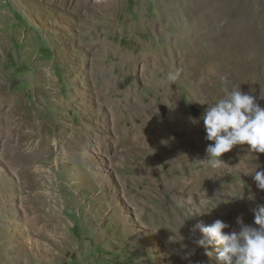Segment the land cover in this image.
I'll return each instance as SVG.
<instances>
[{
	"label": "rangeland",
	"instance_id": "rangeland-1",
	"mask_svg": "<svg viewBox=\"0 0 264 264\" xmlns=\"http://www.w3.org/2000/svg\"><path fill=\"white\" fill-rule=\"evenodd\" d=\"M91 2L0 0V264H217L191 230L255 226L264 190L244 173L264 153L194 189L212 143L199 102L227 76L264 107V0Z\"/></svg>",
	"mask_w": 264,
	"mask_h": 264
},
{
	"label": "clouds",
	"instance_id": "clouds-1",
	"mask_svg": "<svg viewBox=\"0 0 264 264\" xmlns=\"http://www.w3.org/2000/svg\"><path fill=\"white\" fill-rule=\"evenodd\" d=\"M170 79L174 80L176 76L172 75ZM220 80L224 85L220 97L212 103L207 100L199 102L207 105L200 119L203 121L206 133L204 139L212 143L205 149V158L198 161L211 167L223 164L221 156L232 150L234 146L247 145L252 155L264 153V107L256 102L255 96L241 92L239 86H228L227 76L220 77ZM260 99H264V96L260 95ZM258 167L257 165L251 173L244 174L252 175L256 187L264 190V170L257 171ZM204 206L209 210L200 214H210L218 204L211 207L209 201ZM252 211L255 226L245 225L242 218L237 217L239 231L224 232L223 230L229 225L220 219L214 220L208 226L197 222L191 230L193 233L198 230L202 234L201 239L194 241L196 246L205 248V255L209 256L211 255V252L207 251L209 247L222 246V250L217 255V264H264V204L257 205ZM191 215L192 213L186 219ZM182 239L183 237L180 236L179 240ZM191 254V252L187 253L185 259Z\"/></svg>",
	"mask_w": 264,
	"mask_h": 264
},
{
	"label": "bare ground",
	"instance_id": "bare-ground-1",
	"mask_svg": "<svg viewBox=\"0 0 264 264\" xmlns=\"http://www.w3.org/2000/svg\"><path fill=\"white\" fill-rule=\"evenodd\" d=\"M80 1H81V4L85 6V8H89V7L93 6L91 0H79V3H80ZM242 25H243L242 27L238 28V30L236 31V34L239 35L241 40H243L245 42L246 39H244V36L248 37V35L253 34L254 28L256 26H254L252 24L249 25V23H244ZM253 59H254V57H252V59H250V60H253ZM147 127H148L149 131H151L153 133L156 131V128L153 126L152 123H150ZM148 139H149V137L147 135H145L144 133H139V134L137 133L136 135H133L131 137V141L128 142L127 144L128 145L131 144L133 146H135L138 142H139V144L140 143L141 144H145V143H147ZM238 149H241L238 152V154H236L234 157L229 159L227 162L223 161V164H221L218 167L207 166V167H205L204 170L199 171L197 173V178L196 179L193 176L192 179H195V180H193V182L195 183L193 188L194 189L197 188V184H201L202 185V181H204V179L206 177H208L209 175L214 174V173L222 172V171H224V170H226L228 168H234V169L238 168V169H240V170L245 172L251 166V162H253L255 160L258 161L259 158H260V156L258 154H256V155L253 154V155H255L257 157L255 159L254 156L249 153L248 149L245 148L244 145L243 146H239Z\"/></svg>",
	"mask_w": 264,
	"mask_h": 264
},
{
	"label": "water",
	"instance_id": "water-1",
	"mask_svg": "<svg viewBox=\"0 0 264 264\" xmlns=\"http://www.w3.org/2000/svg\"><path fill=\"white\" fill-rule=\"evenodd\" d=\"M159 110H160L161 114L163 116H165V114H166V106H160L159 107ZM191 111H192V115L194 117H200L201 116V112H200V109L199 108L193 106L191 108Z\"/></svg>",
	"mask_w": 264,
	"mask_h": 264
}]
</instances>
